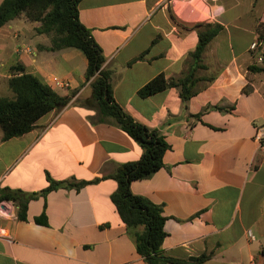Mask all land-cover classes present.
I'll return each mask as SVG.
<instances>
[{
	"label": "crops",
	"instance_id": "obj_1",
	"mask_svg": "<svg viewBox=\"0 0 264 264\" xmlns=\"http://www.w3.org/2000/svg\"><path fill=\"white\" fill-rule=\"evenodd\" d=\"M79 17L103 49L116 101L170 145L164 166L131 184L164 208L163 251L210 255L204 264H264V149L256 139L264 127V65L250 48L264 0H82ZM207 23L222 28L203 53L194 94L185 100L180 86H170L140 97L156 75L177 81L190 71ZM38 25L22 14L0 27V91L8 93L20 63L72 100L21 136L4 140L0 127V190L35 194L27 220L13 201L0 203V264H151L137 249L142 228H129L112 200L116 180L43 192L50 178H101L143 149L87 103L93 89L83 51L50 50ZM11 205V214L2 211ZM43 213L47 224L35 221Z\"/></svg>",
	"mask_w": 264,
	"mask_h": 264
},
{
	"label": "trees",
	"instance_id": "obj_2",
	"mask_svg": "<svg viewBox=\"0 0 264 264\" xmlns=\"http://www.w3.org/2000/svg\"><path fill=\"white\" fill-rule=\"evenodd\" d=\"M82 0H3L0 4V27L22 14L38 22L37 32L51 38L50 50L78 48L83 51L88 66L85 73L91 82L93 95L88 104H94L101 121L110 120L126 131L143 149L140 159L120 164L112 173L94 180L79 182L57 181L50 178V185L43 192L59 187L74 186L81 188L103 178L117 181L118 187L112 194L123 221L131 229L142 228L137 233L138 252L151 264H204L210 255L177 258L163 251L166 237L165 223L167 216L162 205L149 198L133 193L131 184L134 180L152 176L164 166V154L170 145L156 129H151L127 113L116 101L113 93L112 71L105 68L106 56L102 47L80 20L79 5ZM199 31V43L193 53L195 62L190 71L177 81L168 79L164 72L156 75L138 91L142 98H147L166 90L170 86H180L181 95L188 100L194 94L197 81L196 72L202 67L203 53L209 42L221 30L220 25L203 24ZM258 32L264 38V23ZM143 57L140 55L135 60ZM264 71V67H259ZM15 72L8 79V86L14 92L13 97L0 96V127L3 139L21 136L31 131L36 122L53 110L65 108L72 100V95L63 96L36 74L26 71L22 64L12 66ZM35 196L18 189L0 190V203L13 201L18 206V218L27 220L29 201ZM35 221L47 224L45 213L36 216Z\"/></svg>",
	"mask_w": 264,
	"mask_h": 264
},
{
	"label": "built area",
	"instance_id": "obj_3",
	"mask_svg": "<svg viewBox=\"0 0 264 264\" xmlns=\"http://www.w3.org/2000/svg\"><path fill=\"white\" fill-rule=\"evenodd\" d=\"M251 51L255 53V58L258 63L264 64V41L258 36L252 43H251ZM57 84L59 85H67V83L57 80ZM256 139L259 141L261 148L264 149V127L258 130L256 135ZM14 205L5 206L2 211L6 214H11L13 212ZM1 209V208H0ZM247 235L251 240H255V235L252 230L247 231ZM255 264V263H253Z\"/></svg>",
	"mask_w": 264,
	"mask_h": 264
},
{
	"label": "rangeland",
	"instance_id": "obj_4",
	"mask_svg": "<svg viewBox=\"0 0 264 264\" xmlns=\"http://www.w3.org/2000/svg\"><path fill=\"white\" fill-rule=\"evenodd\" d=\"M261 39H263V41H264L263 37H261ZM261 64L264 65L263 63H261ZM6 88H7L8 93H3L2 91H0V96L12 97V95H14L13 94L14 92L8 86H6Z\"/></svg>",
	"mask_w": 264,
	"mask_h": 264
}]
</instances>
